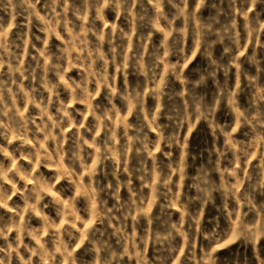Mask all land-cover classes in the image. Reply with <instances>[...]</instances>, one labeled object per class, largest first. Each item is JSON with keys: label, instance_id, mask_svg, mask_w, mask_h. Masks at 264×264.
I'll return each instance as SVG.
<instances>
[{"label": "clouds", "instance_id": "9594fccd", "mask_svg": "<svg viewBox=\"0 0 264 264\" xmlns=\"http://www.w3.org/2000/svg\"><path fill=\"white\" fill-rule=\"evenodd\" d=\"M146 2L156 10L154 16L149 15L145 8V0H83L80 9L70 8L69 0H47L51 13L55 15L50 14L44 21L45 27L39 31L47 33L48 39L35 37L44 47H37L23 31L17 33L11 45L7 40H0V136L8 140L9 144L13 139L21 141L20 149L33 145L35 151L30 154L22 151L19 159L28 160L34 168L41 164L54 167L57 175L48 187L55 188L64 179L79 187L80 195L92 205L93 214L101 223L106 218L108 224H112L117 215L121 217V226L115 228L114 233L119 249L109 243L103 234L99 237L92 234L88 239L89 250L95 253L92 264H125L126 256L129 260L134 259L136 264H148L144 252L150 242L161 245L169 253H177L180 247H185L191 253L185 257V264L189 261L191 264H201L193 250V233L200 226L203 207L215 205L216 194L222 198L225 208L231 197H236L237 203L248 205L249 210L256 208L260 216L259 229L256 228L255 218L249 227V222L242 216L237 234L238 239L243 238L255 247L258 239L264 237V201L253 204L257 196L264 197V164L253 183V176L241 167V161L247 163L248 158L256 153L264 161V83L261 82L264 66L261 59L257 58L259 54L256 51L257 47L264 48V44L259 43L260 33L264 31V19L260 18L259 12L255 16L250 15L260 0H239L242 5L239 15L243 17V29L246 32L243 39L250 41L253 47L251 55L244 60L239 58L244 46L235 17L221 24L216 18L205 21L197 16V10L207 0H197L192 11L188 9L189 0H167V4L176 10L172 18L164 12L165 0ZM39 3L40 0H0V6L4 8H23L28 13L29 24L33 17L44 19L36 11ZM25 4L27 7H24ZM60 6H63V11L57 12ZM109 8L115 12L116 22L110 23L106 18L105 9ZM70 11L81 23L76 24L69 19ZM20 14L15 13L13 19ZM121 16L128 21V30L118 23ZM177 20L182 22V26H174ZM49 21L55 23L49 27ZM57 27H62L67 37L57 32ZM154 29L165 35L159 46L153 44L149 49L145 42H152ZM189 30L193 41L191 49L186 48ZM52 36L64 45L59 47L58 54L48 48ZM134 38L136 43L132 45ZM105 44L108 45L107 51ZM197 44L206 67L196 69L197 79L192 80L183 74V62L187 61L190 51H197ZM29 45L37 54L31 55V60L26 61ZM217 45L222 47L219 56L216 55ZM169 57H175L176 63L170 62L167 59ZM164 63L169 64V73L161 83L158 70ZM244 63L255 66V75L242 70ZM5 67L7 72L4 71ZM110 67L114 72L110 73ZM233 67L237 70L235 89L229 81ZM73 69H79V79L69 75ZM221 72L223 78L219 75ZM120 76H123L122 87L117 86ZM130 76L137 78L134 83L129 80ZM140 77L144 79L140 80ZM242 79L247 81L246 87L251 90L247 106L242 105L239 99L240 93L244 91L240 87ZM25 81L28 83L25 84ZM209 81L213 87L211 91ZM61 89L67 93L66 98H62ZM101 93L103 97L97 102ZM149 99L152 104H149ZM78 104L83 105V109L74 107ZM29 107L34 111L25 115ZM218 111L234 115L233 125H221L216 119ZM197 120L207 122L217 140L221 136L225 138V150L234 152L235 166L230 173L228 168L223 170L220 182H216L212 175L220 171L217 167L220 161L213 163L211 153L208 166L201 164L194 176H190L187 171L190 167L188 144L186 140H181L180 131L185 125L195 128ZM241 129H246L243 135L249 137V142L245 143L236 136ZM152 131H155V137L150 135ZM30 134L32 139H29ZM42 145H45L43 150ZM176 146L184 149L179 164L173 160L172 149ZM89 148L93 151H89ZM216 151L220 157L225 155V151ZM0 153L12 158L5 146L0 145ZM161 157L167 158V164ZM237 169L244 175H239ZM82 170L89 174L90 182L87 185L80 184ZM8 171L11 169L6 171L0 165V178H7ZM100 172L115 179L101 186L95 179ZM229 174L234 183H229ZM28 175L31 176V173ZM174 176L177 178L175 182ZM32 178L35 180L33 186L21 191L29 210L35 209L45 198L40 191L39 177ZM136 180L140 181L141 191L134 186ZM189 180L195 195L182 202L183 182ZM245 180L248 181V188L243 195H238L236 189L242 187ZM144 187L151 189L153 206L158 200L166 202L161 203L160 208L161 213L169 219L163 221L161 231L151 230L154 218L149 212L138 211L147 207L148 197L142 191ZM125 189L129 198L126 203H122L121 191ZM57 192L53 202L60 206L57 210L62 217H72L70 221L65 220L69 226L64 229V233L72 236L71 229L77 220V199L73 196L68 200L69 207L65 210V201L60 199L59 190ZM105 196H111L116 202L111 208L106 206L108 200ZM10 198L0 185V201L3 205L6 206ZM30 200L32 204H29ZM192 204H197L201 211H191ZM173 207L181 212L179 223L172 222L171 213L165 212V209ZM232 214H235V210ZM141 218L149 225L146 234L139 240L135 236L129 237L127 222L132 221V230L135 232ZM16 230L18 236L15 247L12 242L7 244V248L0 247V264H12L13 252L19 264H33L32 256L36 255H40L41 259L55 258L54 253L47 254L43 245L38 249L29 248L19 235L22 231L19 225ZM56 236L57 233H53V237ZM178 236L182 243L177 239ZM0 237L7 241L6 229L0 228ZM58 243L64 249L65 260L69 264H77L67 246L60 241ZM21 246L32 255L25 258L20 252ZM204 259L211 258L205 254ZM56 264H64V261H57ZM162 264H180V259L169 255L162 260Z\"/></svg>", "mask_w": 264, "mask_h": 264}, {"label": "rangeland", "instance_id": "374dc122", "mask_svg": "<svg viewBox=\"0 0 264 264\" xmlns=\"http://www.w3.org/2000/svg\"><path fill=\"white\" fill-rule=\"evenodd\" d=\"M32 2H34V0H32ZM196 2L197 0H189V11H192L195 8ZM82 5L83 0H69V7L72 9H80L82 8ZM144 6L148 10L149 15H155L156 10L152 5L147 4L146 0ZM24 7H27V4H25ZM241 7L242 5L239 3V0H235V3L233 0H207V3L197 10V16L202 17L205 21L216 18L221 24L230 22L231 19L235 17L244 46L243 52L239 53V58L244 60L246 56L251 55L253 47L250 41L243 39V37L246 36V32L243 29V17L239 15ZM243 7L248 8L249 5H243ZM36 11H38L40 16L44 19L42 20L33 17L31 24H29L27 19L28 13L25 12L23 8L13 10L0 6V40H7L11 45V42L16 40L17 33L23 31L24 33H27V38L32 43H35L37 47H44L40 40H36L35 37L39 36L41 40L48 39V34L39 31V29L45 27L44 21L47 20L50 14H55L51 13V8L49 7L47 0H40V3L36 5ZM62 11L63 6L57 8V12ZM175 11V8H173L172 5L167 4V0H165L164 12L169 15V18H172ZM257 12L261 14L260 18L264 19V0H260V2L255 5V8L250 12V15L255 16ZM15 13L21 14L16 15V18L13 19V15H15ZM105 16L110 23L116 22V14L110 8L105 9ZM68 17L76 24L81 23V21L77 20L72 15L71 11L68 13ZM57 19H59V17ZM54 23V21H49L48 26L51 27ZM118 23L124 26L125 30H128L130 27L128 25V21L125 20L123 16L120 17ZM13 25H15V27ZM174 26H182V22L177 20L176 25ZM56 31L62 36L67 37V32L62 27H57ZM153 31L155 34L152 38V42H145L148 44L149 49L152 48L153 44L159 46L160 41L165 35L155 29ZM135 43L136 41L134 38L132 45ZM259 43L264 44V31L260 33ZM63 46L64 45L61 41L56 39L55 36H52L48 43V48L55 54H58L59 47ZM192 46L193 41L189 30L186 48L191 49ZM196 49L197 51L195 52L190 51L187 61L183 62V74L192 80L197 79L196 69H203L206 67V61L199 55V51H201V49L198 44L196 45ZM13 50L15 51L16 49ZM107 50L108 45L105 44V51ZM221 51L222 47L217 45L216 55L219 56ZM256 51L259 54L257 58L261 59L262 66H264V48L257 47ZM28 53L29 56L25 57L26 61L31 60V55L37 54L35 53V50L31 48V45L28 47ZM167 59L172 63H176L175 57H169ZM242 70L247 71L250 75H255L256 73V68L251 63H244ZM4 71L7 72V67H5ZM109 71L110 73L114 72V69L110 67ZM158 71L160 73L161 83H163L164 78L169 73V64H161ZM236 71V68L233 67L229 73V81L233 89H235L237 84ZM18 75L19 74H17V76ZM69 75L79 79V69H73ZM219 75L223 78V72ZM4 79L7 80V76H5ZM136 79L137 78L134 76L129 77V80L133 83ZM139 79L143 80L144 78L140 77ZM261 82L264 83V74L261 76ZM27 83L28 82L25 81V84ZM246 85L247 81L242 79L240 87L244 89V91L240 93L239 99L241 104L244 106H247V100L250 99L251 93V90L248 89ZM117 86H123V76L118 78ZM176 86L179 87L178 82H176ZM147 87L148 86L146 85V90ZM209 90H213L211 81H209ZM61 92L62 98H66L67 93L64 92L63 89H61ZM102 97L103 93H101V97L98 98L97 102L102 99ZM148 102L149 104L153 103L151 99H149ZM18 107H22V105H18ZM74 107L83 109L84 106L78 104L74 105ZM33 111L34 110L29 107L25 115H27L28 112ZM117 119H119V116ZM216 119L221 125H233L234 115H229L226 111H218ZM89 120H91V117H89ZM37 122L39 123V121ZM30 127L35 126L31 125ZM245 131L246 129H241L240 132L236 133V136L247 143L249 142V137L243 135ZM68 134L70 135L71 133ZM150 135L155 137V131H152ZM180 136L181 140H186L188 144L187 151L189 152V156L187 159L190 167L187 171L190 176L197 174L196 169L201 164L205 166L209 165L210 153L212 154L211 160L213 163L217 160L220 161L217 165L220 171L212 173L216 182H220L221 173L225 168H228L230 173L231 168L235 166L234 152L231 150H225V138L221 136L220 139L217 140L212 135V129L209 127L207 122L197 120L195 128L185 125L184 129L180 131ZM29 139H32L31 134L29 135ZM121 143H123V141H121ZM20 144L21 141L15 139H13L12 143L9 144L8 140L0 136V145L7 147L9 152L12 154V158H10L9 156H5L3 153H0V165H3V168L6 171L11 169V171H8L7 178H0V185L3 186L5 194L11 197L7 201L6 206L3 205L2 201H0V228L7 230V241L0 237V247L7 248V244L9 242H12L15 247L16 237L18 236L16 226L19 225L22 229L19 235L23 239L24 244L28 245L29 248L34 249H38L41 245H43L47 250V254H55L54 259H41L40 255L32 256L33 264H56L57 261L61 260L64 261V264H69L63 256L64 249L58 241L66 245L67 250L73 253L77 260V264H92L95 253L89 250L90 246L88 244V239L91 238L92 234H95L97 237L103 234L104 238L109 243L119 249V243L114 233L115 228L121 226L119 223L121 217L117 215V219L113 221L112 224H108L106 218L104 219V222L101 223L100 220H98L93 214L92 205L90 203H86V198L80 195L81 189L71 184L67 179L60 180V182L56 184L55 188L48 187V184L53 182V178L57 175V170L54 167H44L42 164L34 168L28 160L19 159L22 151L24 154H30L35 151V148L31 144L26 145L24 149H20ZM43 147H45V145L41 146V150H43ZM217 149L225 151V155L220 157L216 151ZM89 151H93V149L89 148ZM172 151L173 160L179 164L180 154L184 151V149H180L179 146H176V148L172 149ZM157 155H159V153H157ZM193 157H195V161H193ZM161 159L165 164H167L168 161L166 157H161ZM14 160L17 162H14ZM108 163L110 164L111 162ZM148 163L151 165V159H149ZM262 164H264V161L261 160L258 153L249 157L247 163L241 161V167L246 168L248 174L253 176V183H255L256 174L260 172ZM17 169H19V174H17ZM82 172L83 175L80 180V184L87 185L90 182L89 174L86 170H82ZM28 173H31V176H29ZM237 173L239 175H244V173L239 172V169H237ZM21 177H23V179ZM32 177H39L41 181L40 191L45 198L38 205H36L35 209L29 210L28 205L25 204L24 198L21 195V191L24 188H30L33 186L35 180ZM95 179L100 182L101 186H104L110 180H114L115 178L107 176L105 172H100ZM176 179L177 178L174 176V182ZM228 179L229 183H234V179L230 174ZM8 180H11L12 182H7ZM183 183L184 188L181 195L182 202L185 198H190L195 195V189L190 187L191 181H184ZM13 184H15V187H13ZM139 185L140 181L136 180L134 182V186L137 187L138 191H141ZM247 188L248 181L245 180L244 185L236 189V191L238 195H243L245 189ZM57 190H59L60 199L65 201L63 204V208L65 210L69 207L67 203L68 200H70L73 196L77 199V220L75 227L71 229L72 236L64 233V229L69 226L65 223V220L70 221L72 217L67 215L62 217L57 210L60 206L53 202L57 197ZM142 191L145 196L148 197L146 201L147 207L145 209H138V211L149 212L154 218L153 223L150 226L151 230L161 231L164 227L163 221L169 219V217L161 213L160 208L161 203L166 202L158 200L156 201L155 206H153L151 189L144 187ZM177 191L179 190L177 189ZM25 195H27V193H25ZM216 196L217 199L215 205L208 204L206 207H203L200 226L198 229H195L193 233L192 242L194 243L193 250L196 253V258L201 260V264H213V261L215 264H264V237H260L258 239V243L255 247L251 243H246L243 238H237L242 216L246 222H249V227L252 226L250 222L253 218H255L256 228L259 229L260 216L257 215L256 208L253 207L249 210V206L244 205L243 202L237 203L236 197H231L228 200L227 207L225 208L222 198L219 194H216ZM104 198L108 200V204L106 206L109 208L116 203L111 196H105ZM121 198L122 203L127 202L129 193L126 189L121 191ZM261 201H264V197L257 196L256 200L253 201V204L258 205ZM32 203L33 201L30 200L29 204ZM85 209L87 210L85 211ZM190 210L201 211V208L197 204H192L190 206ZM233 210H235L234 215L232 214ZM165 212L171 213L170 220L172 222L179 223L181 212L177 207L165 209ZM127 223L128 236H135L137 240H139L141 236H144L146 231L149 229L147 221L143 218H141L140 226L135 232L132 230V221L129 220ZM185 227H187V225H185ZM27 233H32V235L29 236ZM53 233H57L55 238L53 237ZM177 239L181 240L179 236ZM125 243L128 242L125 241ZM20 252L25 256V258L32 255L31 252H28L23 246H21ZM190 254L189 250L185 247H180L177 253H169L164 251V248L161 245H153L151 242L148 244L147 249L144 252V256L148 264H162V260L169 255L178 256L180 264H185V257L190 256ZM205 254H207L211 259L205 260ZM124 261L125 264H136L134 259L129 260L127 256L124 257ZM12 264H19L15 252L12 254ZM188 264H191V261H189Z\"/></svg>", "mask_w": 264, "mask_h": 264}]
</instances>
